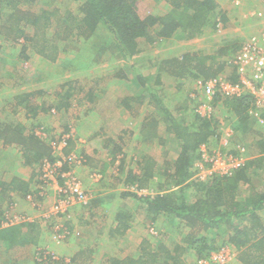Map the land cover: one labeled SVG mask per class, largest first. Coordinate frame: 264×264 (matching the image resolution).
Listing matches in <instances>:
<instances>
[{
  "label": "trees",
  "instance_id": "obj_1",
  "mask_svg": "<svg viewBox=\"0 0 264 264\" xmlns=\"http://www.w3.org/2000/svg\"><path fill=\"white\" fill-rule=\"evenodd\" d=\"M32 1L35 0H3L6 8L12 7L10 12L5 13L12 21L9 32L17 39L23 36L27 42L34 43L35 50L50 61L57 59L58 52L61 50L59 41L68 40L73 36L91 40V36L98 35L102 29L113 36L110 45L122 52L124 58H131L141 52V45L155 42L157 37L170 39L176 36L180 40L190 41L199 35L206 34L208 24H212V27L216 28L218 24L225 22V26L223 24L220 27L226 29L231 23L227 20V11L219 9L216 0H164L170 6L168 12L164 14H156L155 6L147 0H77L79 16L70 10L61 13L58 8L54 10L42 8L38 11L23 8L24 3H32ZM1 16L2 14H0ZM29 23L36 26L35 35H30L26 31L25 28ZM0 24L1 28L6 29V24L3 22ZM51 28L54 32L49 34ZM223 43L219 52L204 54L189 51L181 56L166 58L165 64L163 63L164 69L168 68L172 74L185 78V88H188L191 83L194 84L188 93V101L186 100L188 104L184 102L185 105L177 106L171 110L162 102L163 97L159 93L150 94L151 98L146 101L149 104L157 105V113L161 115L159 118L165 125V132L173 136L172 141L178 147L176 157L164 162L172 164L167 170V175L171 176L172 180L163 182V191L148 195L139 194L133 190H115L107 196H93L90 191H86L87 202L78 201L76 203L83 208H88L89 224L92 223L90 219L97 213V210L105 204L106 209L103 217L109 215V213L107 216L105 215L106 210L111 211L113 220L117 222V225L109 228L111 237L114 233L120 232L122 227L127 230L131 227L126 223L129 214L127 213V204L124 205V202H121L124 199L135 200L142 204L143 212L149 222L155 223L159 218L163 220V217L166 219L168 225L163 228V231L166 229L165 240L168 239L166 242L163 241L150 247L148 241L144 239L141 246L142 252L138 258L106 255V264H189L190 260L194 264L199 258L207 257L211 252L228 244L239 250L241 259L247 264H264V218L262 212L264 211V182L256 181L259 176L258 170H264V125H261L259 120L249 113L251 108L254 107L256 110L258 108L254 105L251 94L232 98L218 95L217 100L212 102L214 109L210 115H202L198 111L199 106L207 99L199 92L198 80L205 81L210 78L223 77L233 82L238 81L237 69L231 59L239 52L241 44L235 45V42H229V40H225ZM22 47V55L25 56L27 49L24 44ZM223 56L226 58L218 60ZM10 69L5 70L4 77L0 74V88L3 86L17 88L15 93H11L8 100H13V109L16 112L20 108L27 110L30 102L41 92H20L19 86L27 78L34 76L37 71L32 70L29 64L24 68L11 67ZM157 81L159 82V80ZM66 86L68 84H63L64 89ZM65 91L67 97L72 96L73 92L71 93L69 89L67 91L66 88ZM146 98L147 95H140L139 100L136 96L124 95L120 98V105L124 109L131 110L133 102L139 101L141 106ZM39 109L37 108L35 113ZM4 110L7 111L6 108L0 111V129L3 131V127L6 126L8 128L6 131L13 130L17 133L15 141L20 144L22 149L27 179L14 177L11 181H5L0 178L1 198L3 201L6 199L11 201V191L22 193L25 196L34 194L40 198L37 188H33L31 183H44L38 176L42 175L44 159H57L52 156L50 146H47L49 145L47 141L55 139L50 136L48 140H43L34 134V130L30 131L26 129L27 126L24 127V124L20 123L14 129H10L3 121L6 116ZM262 115L264 116V112ZM227 121H232L231 124L235 130L234 136L238 135L239 130H245L250 125L254 129L253 131H256L254 136L246 140H243L240 134L238 140L233 136L229 143L230 150L223 149L229 155H239L237 147L244 145L248 153L247 159L229 173L213 172L208 174L205 179L195 177L194 174L197 171L195 165L202 159V146L209 144L213 138L218 141L222 135L221 127ZM147 123L154 126L157 119ZM158 123L160 125L161 122L158 120ZM259 126L260 129L256 130L255 128ZM23 130H25L26 139L19 140L23 135ZM66 131H68L67 126ZM141 131L143 132V128ZM92 137H101L100 131L92 134ZM146 137L150 139V137ZM8 138L4 140L6 138L0 133V144L6 145L9 141ZM232 143L233 146H231ZM104 147L112 155L110 160L117 167L116 176V173L106 174L109 165L107 161L99 159L95 163L92 160L90 152L92 150L85 151L83 149L80 153L82 164H89L95 168L102 166L103 170H99L102 177L97 184L103 181V177L106 175L109 178L115 177L114 180L117 183L122 181L125 185H135L138 190L143 187L144 181L153 182L156 179L154 171L156 159L148 161L147 158L146 164L140 167L141 171L139 172L134 168L126 169L125 153L121 144L109 138ZM2 150L3 148L0 147V152ZM120 155L121 158H119ZM72 166L66 164L64 170L67 171ZM80 179L83 182L81 177ZM158 180L160 181V178ZM58 181L62 185L64 184L63 178L59 177ZM106 185L110 186L108 182ZM190 186L198 188V195L196 193L195 199L192 201L188 200L186 192ZM59 193L56 191V198ZM106 197L110 199L113 197L116 201H107ZM42 199L43 197L39 200ZM112 204L114 205L112 206ZM115 204L117 205L115 206ZM92 208L95 213L91 212ZM2 209L0 204L1 214H3ZM85 212L83 211L84 214ZM1 221L0 255L8 258L10 254V264H21L22 258L25 260L34 259L35 262L40 263L39 258H44L46 249L41 244L42 232L36 220H23L8 226H2ZM70 223V220L66 221L65 225ZM54 228L53 226L52 229L54 230ZM67 228L69 229L67 234L64 227L57 231H63L62 233L66 235V238L59 243L61 246L72 239L85 236V230L73 228L72 225ZM91 229V236L87 237L89 243L87 248L78 250L66 264L73 261L80 263L86 254L91 253L92 255L98 249L97 243L100 238L95 237L94 234L97 232L93 231V226ZM178 239L179 241H177ZM188 255L191 256L185 263V258ZM46 256L50 260H54L49 255ZM56 262L60 261L57 259Z\"/></svg>",
  "mask_w": 264,
  "mask_h": 264
},
{
  "label": "rangeland",
  "instance_id": "obj_2",
  "mask_svg": "<svg viewBox=\"0 0 264 264\" xmlns=\"http://www.w3.org/2000/svg\"><path fill=\"white\" fill-rule=\"evenodd\" d=\"M147 1L155 6L154 11L156 14H164L170 9V6L164 0ZM216 1L218 2L219 9L227 11V20L231 22L226 29L225 27L223 29L219 27L213 28L212 24H208L206 26V34L199 35L190 41L180 40L176 36L170 39L157 37L155 42H147L141 45V52L131 58H124L122 52L110 45L113 41V36L102 29L98 35L91 36V40L81 36H73L68 40L59 41L61 50L58 52L57 59L50 61L35 50L33 47L34 43L27 42L23 36L17 39V37L10 34L12 21L8 19L5 13L10 12L12 7L6 8L5 2L0 0V14H2L0 22L7 25L5 29L1 28L0 24V30H2L0 32V74L4 77L6 69H10L11 67L20 69L29 64L32 70L37 71V73L27 78L19 86L20 92H41L34 98V102H30L32 105L30 104L27 110L20 108L16 112L13 109V100H8V92L15 93L14 91L17 88L8 86L0 88V111L4 108L7 110V114L3 119L4 124H7L10 129H14L18 126L17 123L23 122L27 125L26 129L30 131L34 130V134L37 137L39 135L36 132L38 130L40 132L41 128H44L48 139L50 136H53L55 140L62 138L63 135L69 136V145L67 144L63 150L53 148L52 143L55 140L47 141L49 142L47 146H50L52 156L59 158L63 155L73 154L82 160L81 151L83 149L85 151L92 150L90 152L92 153V160L95 163L99 159L108 162L106 174L116 173L115 176L117 175V167L110 160L112 155L104 147L105 142L109 138L123 146L126 169L134 168V170L140 172V167L145 165L148 159V161L156 159L157 163L154 165L156 179L153 182L144 181L143 187L138 190L135 185H125L122 181L117 183L114 180L115 177L109 178L106 175L103 177V181L97 184L96 181L101 173H99V170H103L102 166L95 168L89 164H82L77 168V170L81 171H77L76 174L82 178L84 190L90 191L93 196H107L115 190H133L139 194L148 195H154L157 192L163 191V182L172 180L171 176L167 175V170L170 168L169 165L172 164H165L164 162L176 157L178 147L172 141L173 136L165 132V125H163V121L159 118L161 115L157 113V105L149 104L146 101L151 98L150 94L159 93L163 97L162 102L169 106L171 110H174L177 106L185 105V103L188 104L186 102V100L188 101V93L194 85L191 83L188 88H185L184 77L172 74L171 70L168 71V68L164 69L163 63L166 58L171 59L174 56H181L189 51L204 54L219 52L225 40L235 42V45L242 44L247 37L262 27L259 25V21L264 23V17H260L259 15L260 10L264 8V0H227L224 3L221 0ZM78 6L79 2L77 0H35L32 3L27 2L23 4V8L26 10L33 9L38 11L42 8L50 10L58 8L61 13L70 10L79 16L80 10ZM223 24L225 26V22ZM25 29L30 35H35V25L29 23ZM53 32L52 28L49 29V34ZM23 44L26 46L27 51L25 54L28 57L22 55ZM225 58L223 56L218 60ZM163 71L166 72L163 73ZM65 83L68 84L65 89L67 88V91L69 89L71 93L73 92L71 97L66 96V91L63 88V84ZM90 95L92 96L90 97ZM124 95L136 96L138 100L140 95H147V98L144 99L145 102L141 106L139 105V101L133 102L131 110H128L120 105V98ZM37 108L40 109L35 113ZM53 108L56 110V113L52 112ZM155 118L157 119V123L154 126L147 123L153 122ZM158 120L161 122L160 125ZM231 123L232 121H227L225 124L233 126ZM66 126L68 127V131H66ZM92 126H95V128ZM141 128H143V132ZM7 129L6 126L3 127V131L0 129V133L6 138L4 140H7L9 137L6 145L0 144V147L4 150V152H0L2 153L0 155V174L3 175V178L8 179L11 178L9 176H13L15 171L17 173L22 171L24 162L20 144L15 141L17 140V133L13 132V130L6 131ZM255 129H260V126ZM253 130L251 125L245 128V130H239L237 132L238 135H235L234 139L238 140L239 134L242 135L241 138L243 140L249 139L255 135L254 132L256 131ZM97 131H100L101 137H92V134ZM24 132L25 130H23V135L19 140L26 139ZM86 133H89V135L86 136ZM146 136L150 137V139ZM143 139L148 140L144 141ZM213 139H211L209 144L202 146L203 151H206L207 162H204L201 170L195 165L199 170L195 172L194 176L205 178L215 170L212 152H217V150L222 151L223 149L220 138L218 141L216 138ZM70 143L72 144L70 145ZM231 146H233V143ZM52 148L54 149V153ZM8 149H12L15 152V157L12 160L13 163L10 162V157L9 159L6 158L5 152H8L6 151ZM121 157L120 155L119 158ZM1 160L3 165H1ZM7 163H10V165L8 164V166ZM198 163L196 164L199 166ZM3 168L6 169V172L3 171ZM60 171L63 172L62 170ZM258 172L259 176L256 181L258 180L260 183L264 182V170H258ZM38 177L48 183V179H45L43 175ZM159 178L160 181L158 180ZM106 182L110 186H107ZM31 186L37 188L39 196H41L40 198H37L33 194L31 195L33 202H31L28 200L29 195L25 196L19 193L18 195L12 194V199L22 203L25 202L34 209V211L32 210V214L24 209L20 211L23 213L19 214L28 215L31 221L36 220L39 229H41V235L45 237L46 241L47 239L49 241L44 245L42 244L43 248L46 249V253L44 254V258L40 260V263L35 262L34 259L25 260V258H22L21 264H66L70 262L73 255H67V251L55 239L56 231L64 227L67 234L69 231L67 227L70 225L73 228L77 227L80 230H85V236L72 239L64 245H75L76 248L80 246L81 249L87 248L89 245L87 237L91 236L90 230H92V226L94 227L93 231L97 232L94 234L95 237L100 238V240L97 243L98 249L92 255L88 253L80 263L73 261L69 264H106V255L120 258L129 256L138 258L142 252L141 246L144 239L148 241L150 247L168 240H165L166 229L163 231V228L168 225L165 217H163V220L159 218L155 223L149 222L145 212H143L142 204L135 200L124 199L121 201L124 202V205L127 204L126 208L129 217L126 223L130 224L131 227L128 230L122 227L120 232L114 233L111 237L109 228L117 225V222L113 220L111 211L108 212L106 210L105 215L107 216L108 213L109 215L103 217L104 210L106 209L105 204H103L104 206L101 209L97 210V213H95L93 208V211L91 209V212L95 213L92 219H90V221L92 220L91 224L88 223V208H83V206L75 204V202L73 204L69 203L71 205L68 206V212L65 215L51 214V217L46 218L44 213H46L49 209L48 206L56 198V191H59L61 183L58 181L50 182L48 185L42 182H37L36 184L32 182ZM197 189L196 186L187 188L186 192L189 201L195 199ZM42 197L43 199L39 200ZM106 200H110L111 202L112 200L116 201L113 197L111 199L106 197ZM34 203L37 204L36 208L33 206ZM82 210L87 213L85 212L84 214ZM262 212L264 218V211ZM12 214L18 215L14 213L13 209L6 210L3 219L5 216V220L7 217L10 218L9 216H12ZM16 218L18 217H13L11 220ZM93 219L98 222H95ZM5 220L2 222L5 223ZM69 220L71 223L65 225V222ZM53 226L55 227L54 230L52 229ZM47 254L52 257L56 256L60 262L50 260L49 257L47 258ZM10 256L9 254L8 258H5L0 255V264H10ZM190 256L188 255L185 258V263L189 261ZM189 264H193V261L190 260Z\"/></svg>",
  "mask_w": 264,
  "mask_h": 264
},
{
  "label": "built area",
  "instance_id": "obj_3",
  "mask_svg": "<svg viewBox=\"0 0 264 264\" xmlns=\"http://www.w3.org/2000/svg\"><path fill=\"white\" fill-rule=\"evenodd\" d=\"M259 15L260 17H264V8L260 10ZM220 26L222 27L221 23L218 24V27L221 29ZM231 62L234 63L237 69V82L226 80L223 77L210 78L205 81L198 80L197 87L200 90L199 92L207 98L206 101L199 106L198 111L202 115H210L214 109L212 102L214 100H217L218 95L232 98L251 94L253 97L254 105L258 108V110L253 107L249 110V113L255 116L259 120L261 125H264V116L262 115V113L264 112V25L242 42L241 49L231 59ZM52 112L56 113V110L52 109ZM40 130V132L39 130L36 132V134L39 135V138L43 140L48 139V135L45 132L44 128H41ZM41 133L43 134L41 135ZM221 134L222 135L220 136V143H222V149L230 150L229 143L230 139L233 138L235 134L234 128L232 126L223 124L221 127ZM68 142L69 136L63 135L62 138L55 140L52 145L54 149L60 148L63 150L67 146ZM237 149L240 152L239 155H229L227 154V151L224 152L223 150L212 152V156L214 157L213 167L215 168L213 172L226 174L242 164L248 157L247 149L244 145H239ZM200 161L201 162L198 161L199 163L197 162L199 166L196 164V167L201 170L204 166V162H207L206 151H203L202 159ZM66 164L73 166L68 171H66L64 170V166ZM81 165L82 160L79 159L78 156L73 154L67 156L63 155L62 157H59L55 160L50 158L43 161L42 175L45 177V179H48V183L45 182L44 179H42L44 181V184L49 185L50 182H57L59 177L64 179V184H61V187H59L60 193L58 197L55 199L54 203L46 211V213H44L46 218L57 214L65 215V213L68 212V206L71 205L69 203L73 204L75 202L76 204L78 201L87 202L88 195L86 194V190H84L82 186L83 182L76 174L77 168ZM60 170H62L63 172H61ZM101 177V174H99L98 180L96 182H98ZM195 177L200 179L206 178L202 176ZM28 195V200L33 202V198L31 196L32 194ZM33 206L36 208L37 204L34 203ZM9 217L10 218L7 217V219L5 220L6 225H11L19 221L30 219L25 215L12 214V216ZM13 217L18 218L14 220L12 219L14 221L13 222L11 220V218ZM65 236V234L57 232L55 235V239L61 243L62 240L66 238ZM238 255L239 250L235 246L228 244L211 252L207 257L199 258L195 261L194 264H235ZM49 256L54 260L58 259L56 258V256ZM39 260L42 259L39 258Z\"/></svg>",
  "mask_w": 264,
  "mask_h": 264
},
{
  "label": "crops",
  "instance_id": "obj_4",
  "mask_svg": "<svg viewBox=\"0 0 264 264\" xmlns=\"http://www.w3.org/2000/svg\"><path fill=\"white\" fill-rule=\"evenodd\" d=\"M227 0H221V2H226ZM260 23H259V25L260 26H263L264 25V23H262L261 21H259ZM12 93V92H11ZM11 93L10 92H8V94H9V96H11ZM8 96V97H9ZM4 112H5V114H7V111H5L4 110ZM18 124V123H17ZM20 124H24L23 122H21ZM87 125H89V124H87ZM27 125L26 124H24V127H26ZM93 128H95V126H92ZM89 135V133H86V136H88ZM6 151H8V152H5V154H6V158H8L9 159V157H10V162L11 163H13L12 162V160H13V158L15 157V152H14V150H12V149H8V150H6ZM1 152H4V150L3 151H1ZM2 153H0V155H1ZM1 159V158H0ZM10 165V163H7V165ZM1 165H3V163H2V160H1ZM8 165V166H9ZM4 167V166H3ZM13 171H14V169H12ZM3 171H5L6 172V169L5 168H3ZM20 171V170H19ZM78 171H81V170H78ZM23 173H25V167L23 166V168H22V171L20 172V173H17L16 171L13 173V176H9V177H11V178H3L2 176V174H0V178H3V179H5V181H11L14 177H19V178H21V179H27V176H26V174H23ZM18 195V193H16V191L14 192V191H11V193H10V195L13 197V195ZM12 197H11V201H9V200H4L3 201V198H1V194H0V204H1V206H2V210H3V214H1V216H0V221L2 220H5V218H6V216H5V218L3 219V216H4V210L6 211H8V209H13V211H14V213H16V214H18V215H21V214H19V213H23V212H20V211H23L22 209H24V210H28L31 214L33 213V211H34V209H32V207L29 205V204H26L25 202V204L24 203H22V202H20V201H17V200H15V199H12ZM24 197V196H23ZM5 204V205H4ZM4 205V206H3ZM33 210V211H32ZM36 211V210H35ZM1 221V224H2V226H8V225H6L5 223H3ZM42 243L41 244H46L49 240L47 239V241L45 240V237L42 235L41 236V240H40ZM56 247H59V246H56ZM55 247V248H56ZM61 247V246H60ZM62 248L63 249H65L66 251H67V255H73L74 256V254H76L77 253V251L78 250H80L81 248H80V246H79V248H76V246L75 245H64V246H62ZM34 249H35V247H34ZM235 264H247L246 262H244L242 259H241V255H240V253H239V255H238V258H237V260H236V262H235Z\"/></svg>",
  "mask_w": 264,
  "mask_h": 264
}]
</instances>
